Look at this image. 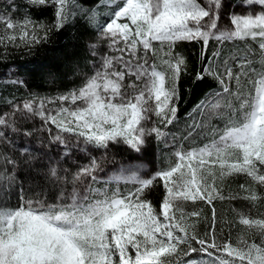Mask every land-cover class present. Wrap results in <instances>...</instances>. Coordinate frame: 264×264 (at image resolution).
<instances>
[{
	"label": "snow or ice",
	"instance_id": "snow-or-ice-1",
	"mask_svg": "<svg viewBox=\"0 0 264 264\" xmlns=\"http://www.w3.org/2000/svg\"><path fill=\"white\" fill-rule=\"evenodd\" d=\"M3 2L13 11L22 6ZM23 2L29 9L53 8L54 24L0 9V46L38 45L78 16L97 30L90 52L98 65L78 87L33 95L0 113V264H264V214H239L246 231L234 243L231 222L218 219L214 204L264 201L256 191L264 186V0H239L227 25L224 0ZM183 42L202 45L196 80L217 86L189 113L184 137L203 133L207 142L181 146L168 166L145 172L134 161L178 120L180 77L188 71L187 57L177 51ZM36 118L39 129L18 126ZM6 130L26 137L45 132L48 143L9 155L15 145ZM52 145L63 147L58 158L45 151ZM75 152L87 162L74 159ZM109 164L118 165L110 174ZM24 169L32 181L27 190ZM238 176L246 178L239 185L246 194H225L224 182ZM158 187L157 204L150 197ZM189 202L209 206L210 217L202 208L186 211ZM202 221L207 230L201 234ZM218 225L220 234L229 227L227 238L218 239Z\"/></svg>",
	"mask_w": 264,
	"mask_h": 264
},
{
	"label": "trees",
	"instance_id": "trees-1",
	"mask_svg": "<svg viewBox=\"0 0 264 264\" xmlns=\"http://www.w3.org/2000/svg\"><path fill=\"white\" fill-rule=\"evenodd\" d=\"M17 4L22 5L19 11H13L8 5L0 0V7L7 9L9 14L15 19H19L22 14H28L36 21L44 23L48 26L54 24L53 8H31L24 4L23 0H16ZM85 7H90L96 0H80ZM101 11H106L101 9ZM101 23H106V18H100ZM0 27H3L0 25ZM97 37V30L85 23V20L78 16L70 17L64 27L53 30L49 34L47 41L30 47H14L4 48L0 46V113H8L12 111V106L22 104L23 101L31 98L33 95L38 96H54L58 93L66 92L71 88L78 87L83 83L84 72L91 70L92 61L96 59L90 52V41ZM202 45L197 42L180 43L177 51L183 53L188 59V71L180 77V101L178 120L165 129L170 135L162 140L152 139L144 152V157L152 165L159 168L168 166L173 162V153L179 148L185 149L193 146V143L207 142L205 134H195L193 137L184 139L188 135L189 124L192 119L189 113H193L196 105L210 93L212 89L217 88L214 81L206 79L204 81L196 80V74L202 68L198 57L200 56ZM231 48V44L226 45ZM211 50H215V46ZM211 50L209 55L211 54ZM14 67L18 74L22 77L21 82H12L3 78V72ZM51 71V75H49ZM195 115V113H193ZM199 119V117H197ZM213 124L223 127V124L213 119ZM18 126L22 129H39L40 124L37 120L18 121ZM6 134L10 140L14 142V150H9V155L18 154L20 148L27 145V142L43 140L46 138L41 136V132H36L32 137L22 136L21 133H12L6 130ZM173 137L175 140H173ZM121 154L120 148H115ZM36 151V150H31ZM39 154V153H38ZM81 156V155H80ZM78 156L77 161L80 159ZM83 163L87 162L86 157L81 158ZM67 167H73L71 161L65 163ZM24 169L20 173L21 179L26 180L25 188L31 185L30 177H26ZM39 180V178H37ZM246 182L243 176L228 178L225 183L224 192H240L243 196L246 193L239 189V185ZM258 193L264 194V186H256ZM163 189L158 187L150 197L157 204L162 198ZM13 194V201H15ZM218 219H225L231 222L230 233L231 239L235 243L237 237L245 233V229L239 224V214L243 213L252 217H259L264 214V201L257 202L255 205L244 199L215 201ZM194 208H202L204 216L210 217V207L197 203L192 205L190 202L185 205L186 211ZM207 230V221H202L199 231L201 234ZM218 239L227 238L229 236V227L226 226L222 234H220L219 225L217 226ZM195 255V254H194Z\"/></svg>",
	"mask_w": 264,
	"mask_h": 264
},
{
	"label": "rangeland",
	"instance_id": "rangeland-1",
	"mask_svg": "<svg viewBox=\"0 0 264 264\" xmlns=\"http://www.w3.org/2000/svg\"><path fill=\"white\" fill-rule=\"evenodd\" d=\"M237 3H239V0H224V7L222 9V15H221L222 24H224V25L228 24L227 15H228L229 12H231L233 10L240 11L239 8H236ZM0 9H2V8L0 7ZM94 43H97V37L90 41V45H92ZM100 51L101 52L107 51L106 44H104V43L100 44ZM97 65H98V57H96V59L94 61H92L91 70L84 72L85 76L86 75H91L94 72V66H97ZM2 76H3V78L5 80L12 81V82H21L22 83V81H23L22 77L18 74V72L16 71V69L14 67L9 68L8 70H5L3 72ZM36 120H37V123L40 124L39 127L41 128L42 122L38 118H36ZM52 127L54 129V126H52ZM41 136L46 138V141H44V143L47 144L48 143L47 133L41 132ZM40 141L41 140H38V141H30L29 140L27 142V146H24V147H28L30 149V151L31 150L38 151L39 149H41L43 147V145H41ZM45 151L48 152L49 155L52 158H58L57 154L59 152L63 151V147L59 146V145H52L50 148L45 149ZM113 151H114V153L117 154V160H120L121 159V154H119L116 150H113ZM39 154L43 155V153H39ZM92 154L96 155V156H99L102 153L100 151H94ZM144 154L145 153H141L140 155H142L144 157ZM78 156H80V159L78 160V162L79 163H83L81 158L85 157V156L82 153H80V152H75L73 158L77 160ZM84 163H86V162H84ZM134 163L135 164H142L143 165V171H145V172H149V171L154 172L155 170H157V167H155L149 161H147L145 159V157L142 160L134 161ZM117 167H118V165L109 164V165L106 166V171L110 174ZM101 175H104V174L102 173Z\"/></svg>",
	"mask_w": 264,
	"mask_h": 264
}]
</instances>
